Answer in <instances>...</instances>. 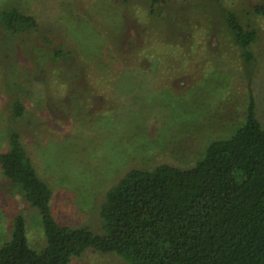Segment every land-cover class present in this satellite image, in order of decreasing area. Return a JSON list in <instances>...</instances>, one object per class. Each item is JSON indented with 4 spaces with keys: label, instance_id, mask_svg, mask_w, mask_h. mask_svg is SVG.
Returning a JSON list of instances; mask_svg holds the SVG:
<instances>
[{
    "label": "rangeland",
    "instance_id": "obj_1",
    "mask_svg": "<svg viewBox=\"0 0 264 264\" xmlns=\"http://www.w3.org/2000/svg\"><path fill=\"white\" fill-rule=\"evenodd\" d=\"M7 3L41 31L0 41V151L18 130L61 223L101 232L99 206L127 170L191 167L243 121L249 85L264 126V16L254 11L264 0H0V8ZM226 9L258 32L251 70L231 43ZM36 45L68 57L40 61ZM15 99L25 106L17 120ZM18 213L40 249V215L0 168V245ZM69 264L127 262L89 249Z\"/></svg>",
    "mask_w": 264,
    "mask_h": 264
},
{
    "label": "trees",
    "instance_id": "obj_2",
    "mask_svg": "<svg viewBox=\"0 0 264 264\" xmlns=\"http://www.w3.org/2000/svg\"><path fill=\"white\" fill-rule=\"evenodd\" d=\"M254 11L264 16V5ZM224 25L251 70L257 30L230 9ZM38 31L33 15L12 3L0 8L1 42L11 44ZM33 47L40 61L68 57L61 48ZM11 107L13 119L25 115L21 100ZM257 113L249 85L243 121L228 136L209 141L191 167L161 163L127 170L99 206L101 232L56 220L51 186L39 176L20 132L9 129L0 168L38 211L44 244L30 245L25 216L18 213L10 238L0 245V264H69L89 249L115 253L127 264H264V126Z\"/></svg>",
    "mask_w": 264,
    "mask_h": 264
}]
</instances>
